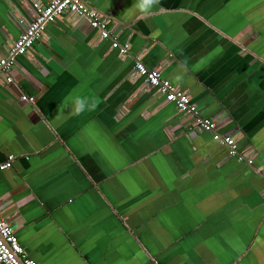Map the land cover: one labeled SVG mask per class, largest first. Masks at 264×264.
Segmentation results:
<instances>
[{"label":"crops","instance_id":"1","mask_svg":"<svg viewBox=\"0 0 264 264\" xmlns=\"http://www.w3.org/2000/svg\"><path fill=\"white\" fill-rule=\"evenodd\" d=\"M119 45L63 16L0 82V218L35 264H264V0H83ZM46 0H0V57ZM138 60L232 136L227 157L134 76ZM183 67L182 73L178 68ZM182 75L181 80L176 76ZM94 97L79 116L62 107ZM30 97L32 103L21 101Z\"/></svg>","mask_w":264,"mask_h":264},{"label":"built area","instance_id":"2","mask_svg":"<svg viewBox=\"0 0 264 264\" xmlns=\"http://www.w3.org/2000/svg\"><path fill=\"white\" fill-rule=\"evenodd\" d=\"M30 10L32 20L9 45L6 55L0 57V82L4 84H11L13 81L11 70L15 58L25 55L41 39L46 26L53 24L63 16L85 21L89 28L97 32L99 40L109 41L110 49L115 50L120 57L124 58L128 55L126 47L119 45L115 36L107 29L106 20L96 10L87 6L83 0L33 2ZM132 68L134 76L143 81L146 89L154 90L165 103L171 104L178 113L191 116L193 129L209 133L213 142L226 149L228 158L247 165L251 164L250 156L238 150L235 139L232 136L219 133L217 125L212 119L198 116L196 107L189 97L162 79L156 69H147L138 60L134 61ZM20 100L28 103L33 102L32 98L25 96H21ZM12 161L13 156L8 155L3 162H0V171L10 169ZM0 264H35L33 260L26 257L12 229L2 218H0Z\"/></svg>","mask_w":264,"mask_h":264},{"label":"clouds","instance_id":"3","mask_svg":"<svg viewBox=\"0 0 264 264\" xmlns=\"http://www.w3.org/2000/svg\"><path fill=\"white\" fill-rule=\"evenodd\" d=\"M161 0H133L132 6L129 8L134 12L138 18H143L152 15L154 9H156ZM183 67L178 68V73H182ZM176 79L179 81L182 79V75L178 74ZM63 108L68 109L71 115L79 116L87 111H93L97 107V101L94 97L72 95L65 99Z\"/></svg>","mask_w":264,"mask_h":264}]
</instances>
